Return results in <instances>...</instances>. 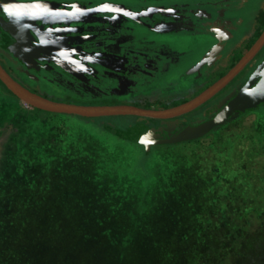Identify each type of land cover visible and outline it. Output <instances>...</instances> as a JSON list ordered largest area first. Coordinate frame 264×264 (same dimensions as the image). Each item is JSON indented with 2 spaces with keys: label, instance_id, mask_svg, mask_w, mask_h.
<instances>
[{
  "label": "rangeland",
  "instance_id": "rangeland-1",
  "mask_svg": "<svg viewBox=\"0 0 264 264\" xmlns=\"http://www.w3.org/2000/svg\"><path fill=\"white\" fill-rule=\"evenodd\" d=\"M263 1L247 0L238 13L243 23L233 27L229 23L213 35H167L164 39L181 56L186 52L185 60L189 52L202 55L214 42L228 45L238 27L248 30L247 35L256 32L264 21ZM263 106L238 113L222 126H244L245 136L264 134ZM41 115L33 126L47 121L54 126L51 138L56 140L53 150L57 152L42 151L47 157L40 176L43 185L31 179L20 194L23 204L26 197L35 195L34 203L26 208V222L19 226L11 249L0 255V264H201L208 247L200 234L206 173L200 174L195 163L199 159L206 168L210 161L206 151L197 157L193 151L199 146L192 149L181 142L148 155L141 148L150 151L155 146L141 140L135 147L127 145L118 131L107 128L106 124L135 125L131 116L99 118L93 123L72 115ZM46 131L50 132L49 127ZM222 131L218 128L204 140L215 139ZM3 132L0 157L5 145L16 146L13 135ZM39 132L45 145L49 133ZM18 210L24 213L25 206ZM251 248L250 263L240 264H264V240Z\"/></svg>",
  "mask_w": 264,
  "mask_h": 264
},
{
  "label": "flooded vegetation",
  "instance_id": "flooded-vegetation-1",
  "mask_svg": "<svg viewBox=\"0 0 264 264\" xmlns=\"http://www.w3.org/2000/svg\"><path fill=\"white\" fill-rule=\"evenodd\" d=\"M15 1L24 4L44 0ZM45 1L63 4L69 11L73 3L87 9L102 5L115 9L33 21L28 26L29 36L20 38L0 24V65L6 73L31 93L77 106H129L149 111L174 108L228 73L264 30V21L250 35L238 27L232 35L235 40L232 37L228 45L214 42L201 56L189 52L185 60L186 52L182 56L176 53L165 36L213 35L229 23L231 27L239 25L244 18L238 13L247 0ZM0 20L11 24L1 6ZM263 50L264 45L232 80L194 110L169 119L131 116L147 136L144 142L148 140L155 147L172 145L155 142L213 118L264 64ZM110 117L125 116L100 118ZM152 134L153 138L149 136ZM137 137L140 142V134Z\"/></svg>",
  "mask_w": 264,
  "mask_h": 264
},
{
  "label": "trees",
  "instance_id": "trees-1",
  "mask_svg": "<svg viewBox=\"0 0 264 264\" xmlns=\"http://www.w3.org/2000/svg\"><path fill=\"white\" fill-rule=\"evenodd\" d=\"M43 113L55 115L35 108H26L0 82V134L9 131L13 135L11 141L16 145H5L0 157L2 256L11 249L19 226L26 222V208L34 203L35 195L26 197L24 204L21 201L20 194L25 190V185L29 184L31 179L39 180L43 185L40 176L47 157L42 156V151L46 154L48 151L57 152L56 148L53 150L56 140L51 138L55 137L54 131L51 130L54 126L49 121L33 126L35 121L43 117ZM83 119L96 123L99 118ZM106 125L113 132L118 131L117 136L127 142V145H138L137 135L141 132L139 124L125 128L122 125ZM47 127L50 132L46 131ZM243 127L222 126L219 128L223 131L215 139L204 140L213 133L211 131L201 139L181 143L191 146L192 149L199 146L193 151L197 157L201 151H206L210 156L206 168L205 163L199 159L197 164L195 163L196 169L200 167V171L197 169L200 174L206 173L204 184L207 196L201 206L200 234L207 241L208 247L200 257L201 264H236L237 260V264L250 263L253 255L251 244L264 240V134L257 131L245 136L242 134ZM39 131L49 133L44 138L45 145L40 142L43 139L42 132ZM46 139L50 141L48 144ZM202 144L205 146L202 147ZM176 145L178 144L157 146L150 151L144 148L141 150L152 155V152L160 148H167L168 151ZM206 147L212 148L206 150ZM23 205L25 211L20 213L18 207Z\"/></svg>",
  "mask_w": 264,
  "mask_h": 264
},
{
  "label": "water",
  "instance_id": "water-1",
  "mask_svg": "<svg viewBox=\"0 0 264 264\" xmlns=\"http://www.w3.org/2000/svg\"><path fill=\"white\" fill-rule=\"evenodd\" d=\"M63 4L53 1H38L31 3H17L15 0H0V6L4 8L11 19V24L0 20L1 26L16 38L29 36L28 26L33 21H45L54 17H74L88 15L106 10H115L112 5H102L97 8L87 9L79 3H73L71 11L65 8ZM15 28V29H13ZM16 30V31H15ZM19 32V35L17 33ZM264 45V30L251 46V48L242 56L239 62L222 78L213 85L204 90L201 94L192 100L178 105L174 108L163 111H149L129 106L114 107H89L77 106L66 103H58L43 98L37 94L31 93L19 83L14 81L0 65V82L25 105L54 114L72 115L94 120L100 117L109 116H138L152 119H169L184 115L219 92L230 80L234 78L251 60ZM264 104V64L259 65L251 74L248 81L239 89L236 95L211 119L196 126H188L174 137L155 142L158 144H175L180 142L192 141L201 138L212 130L222 126L228 119H233L238 113L253 110ZM146 129V128H145ZM143 132H140L142 143L147 146L151 144L144 142ZM151 138L154 135H149ZM147 138V136L145 137Z\"/></svg>",
  "mask_w": 264,
  "mask_h": 264
}]
</instances>
